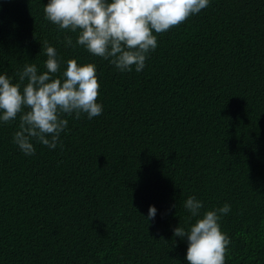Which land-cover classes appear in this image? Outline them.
<instances>
[{"label": "trees", "instance_id": "obj_1", "mask_svg": "<svg viewBox=\"0 0 264 264\" xmlns=\"http://www.w3.org/2000/svg\"><path fill=\"white\" fill-rule=\"evenodd\" d=\"M48 0H0V74L94 63L101 115L66 116L55 149L0 122V264H187L183 203L231 205L226 264H264V0H210L121 72L44 18ZM156 216L146 219L149 206ZM175 205V207H173Z\"/></svg>", "mask_w": 264, "mask_h": 264}, {"label": "clouds", "instance_id": "obj_2", "mask_svg": "<svg viewBox=\"0 0 264 264\" xmlns=\"http://www.w3.org/2000/svg\"><path fill=\"white\" fill-rule=\"evenodd\" d=\"M209 5L210 0H48L43 11L44 18L58 29L77 34L75 44L72 36H65V46H81L121 72L133 67L140 72L148 54L158 46V35L179 27ZM42 48L47 57L45 71L25 64L17 73L18 82L0 74V122L8 124L19 118L13 143L28 156L36 151L33 140L56 148L68 127L64 117L79 119L86 114L92 119L103 112V105L97 102L100 84L95 64L70 58L61 71L56 49L47 41ZM183 207L196 218L187 229L177 226L173 230L174 237L187 239V264H226L231 241L220 221L231 205L201 213L203 202L189 196ZM156 213L150 205L146 219L153 220Z\"/></svg>", "mask_w": 264, "mask_h": 264}]
</instances>
